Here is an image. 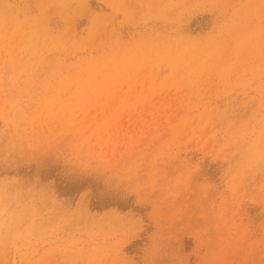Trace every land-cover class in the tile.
<instances>
[{
    "label": "rangeland",
    "instance_id": "374dc122",
    "mask_svg": "<svg viewBox=\"0 0 264 264\" xmlns=\"http://www.w3.org/2000/svg\"><path fill=\"white\" fill-rule=\"evenodd\" d=\"M0 264H264V0H0Z\"/></svg>",
    "mask_w": 264,
    "mask_h": 264
}]
</instances>
